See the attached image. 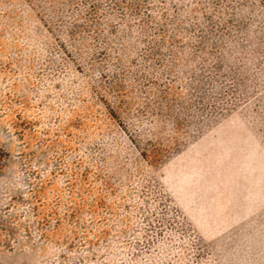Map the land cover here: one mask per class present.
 <instances>
[{"label":"rangeland","instance_id":"obj_1","mask_svg":"<svg viewBox=\"0 0 264 264\" xmlns=\"http://www.w3.org/2000/svg\"><path fill=\"white\" fill-rule=\"evenodd\" d=\"M0 264H264V0H0Z\"/></svg>","mask_w":264,"mask_h":264}]
</instances>
